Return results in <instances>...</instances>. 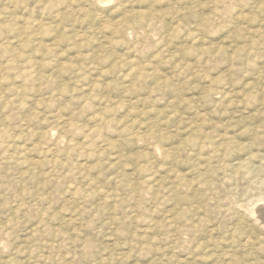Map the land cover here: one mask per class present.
Wrapping results in <instances>:
<instances>
[{"label":"rangeland","instance_id":"1","mask_svg":"<svg viewBox=\"0 0 264 264\" xmlns=\"http://www.w3.org/2000/svg\"><path fill=\"white\" fill-rule=\"evenodd\" d=\"M0 264H264V0H0Z\"/></svg>","mask_w":264,"mask_h":264},{"label":"bare ground","instance_id":"2","mask_svg":"<svg viewBox=\"0 0 264 264\" xmlns=\"http://www.w3.org/2000/svg\"><path fill=\"white\" fill-rule=\"evenodd\" d=\"M109 1V0H108ZM107 2V1H106ZM103 3H104V1H103ZM259 213V212H258Z\"/></svg>","mask_w":264,"mask_h":264}]
</instances>
